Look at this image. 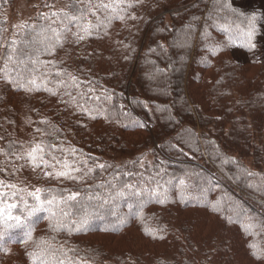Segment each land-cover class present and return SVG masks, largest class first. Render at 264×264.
<instances>
[{
	"label": "trees",
	"instance_id": "obj_1",
	"mask_svg": "<svg viewBox=\"0 0 264 264\" xmlns=\"http://www.w3.org/2000/svg\"><path fill=\"white\" fill-rule=\"evenodd\" d=\"M12 1L0 0V181L17 195L3 199L79 192L61 206L68 218L54 210L65 224L87 214L90 227L53 231L37 213L32 239L11 230L0 264H33L28 253L41 249L90 264H264V0H125L122 20L86 12L105 26L83 40L52 13L98 0H28L36 11L24 25L35 28L5 39ZM252 14L255 47L244 35ZM41 142L54 167L25 157ZM65 162L84 178L56 177ZM124 184L159 185L165 202L147 192L119 198Z\"/></svg>",
	"mask_w": 264,
	"mask_h": 264
},
{
	"label": "snow or ice",
	"instance_id": "obj_2",
	"mask_svg": "<svg viewBox=\"0 0 264 264\" xmlns=\"http://www.w3.org/2000/svg\"><path fill=\"white\" fill-rule=\"evenodd\" d=\"M125 2V0H108V2H104V0H98V3L96 5V8L93 9L89 7L88 9H81L76 8L75 5H72L71 7L74 9L73 12H64L61 10V13H52V15H63L67 19V24H64V31H70L71 26L74 24L77 28V31L73 33V35L76 37L77 40H83L86 36L92 35L94 30H98L101 27L105 26L104 20H100L99 17H97V23H93L91 20L86 19V12L90 13L92 16L97 15V9L100 10H110V15L106 17L108 22L112 19H124L122 15H120L121 11V5ZM89 5H91L92 0H88ZM131 7V4L128 5ZM249 19V28L244 33V35L247 36L249 41L250 47H255L254 44L251 43L252 36L254 34L255 29V21L257 19L255 14H252ZM55 23V21H53ZM63 23V21H62ZM21 29L24 28H35L34 25H20ZM53 32L56 37V45L62 44L61 39V33L53 29ZM17 41L13 40L12 44L15 45ZM11 59V57H9ZM54 63V62H53ZM57 75H60L58 72ZM70 79L74 85H77V78L75 76H70ZM34 88L38 90V85H36V80L32 79L29 81ZM32 90V89H27ZM49 92H52V89H45ZM98 99V97H97ZM39 131V129H37ZM74 151V150H73ZM44 146L41 143L35 144L30 151L25 153V157L28 159V161L34 166V167H40L41 164H44L48 167H54L53 165H49L48 162L44 159ZM24 157H17V159H22ZM83 163L87 164V161H84ZM110 165L106 164H97L96 167L99 169H104L106 167H109ZM82 169L76 166H73V164H70L68 162H65L63 164V170L55 172L56 177H64L67 179H74V180H82L83 176H77L74 175V173L81 172ZM94 169L89 168L88 172L84 173L86 176L88 173L93 172ZM53 173L51 172H45V176H51ZM251 175V173H249ZM184 181L181 180L180 184L184 186ZM103 185H101L102 187ZM114 187V186H113ZM5 188H12L15 189L16 185H6L3 181H0V225L3 227L0 228V246H3L7 240H12L14 237L17 236V233L11 231L13 229H20L23 231L22 240L28 241L32 239V217H35L37 213L40 212H47L49 214L50 224L49 227L53 231H60V230H67L70 234L72 232H81L86 231L90 227V219L85 214L80 221L77 220H69L67 224L63 223L61 220L57 219V211L54 209H59V216L63 218H68L70 216V213L64 210V207H61L62 205H67L70 201H78V198L80 197L79 192H68L67 196H61L59 199L57 197L53 196L51 199H44L42 198L41 193L42 192H50L52 190L50 189H41V188H35L32 191L27 192V196L31 197L35 203L29 204L27 199H23L22 204H18L16 202H8L3 199L5 196L11 197L13 200H15L17 192H5ZM124 189H127L128 191H125ZM23 191V190H18ZM66 192L68 190H65ZM148 193L150 197L154 196L157 198V201L160 203H164L165 201L162 199H159V185L155 189L147 190L139 188L136 185L133 184H124L123 188L117 192V196L119 198H131V197H141L145 193ZM97 199H100L99 197H96ZM89 200L93 199V197L89 196ZM104 203H108L107 200L104 201ZM139 203L142 205L144 203L143 200H140ZM129 208H132V205L129 204ZM14 209H23L26 211V215H14L13 210ZM250 227V226H249ZM7 238V240H6ZM16 242H21L20 240H17ZM41 244L46 243L43 238L40 240ZM250 247L255 248V245H250ZM61 254L64 256V258H60V256L57 254L56 251H49L48 249H41L39 252H32L28 253V255L31 257L33 264H36L37 261L40 262V264H90V261L81 260L80 258H77L75 261L72 260L71 257L67 255L66 252H63L61 249ZM253 255H256V252H253ZM259 258V257H258Z\"/></svg>",
	"mask_w": 264,
	"mask_h": 264
},
{
	"label": "rangeland",
	"instance_id": "obj_3",
	"mask_svg": "<svg viewBox=\"0 0 264 264\" xmlns=\"http://www.w3.org/2000/svg\"><path fill=\"white\" fill-rule=\"evenodd\" d=\"M63 5L62 3H59ZM35 4L28 0H13L4 8L6 20L5 39L13 38L21 30L20 25L28 22L35 13Z\"/></svg>",
	"mask_w": 264,
	"mask_h": 264
}]
</instances>
